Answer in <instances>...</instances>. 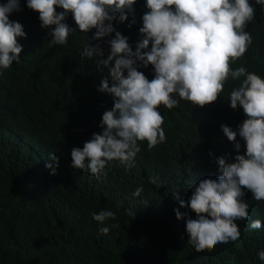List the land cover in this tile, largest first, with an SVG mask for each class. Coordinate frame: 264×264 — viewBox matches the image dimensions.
I'll return each mask as SVG.
<instances>
[{
    "label": "trees",
    "instance_id": "16d2710c",
    "mask_svg": "<svg viewBox=\"0 0 264 264\" xmlns=\"http://www.w3.org/2000/svg\"><path fill=\"white\" fill-rule=\"evenodd\" d=\"M249 2L256 11L245 30L253 42L248 55L232 66L246 60L243 65L252 68L264 50V11L255 0ZM140 16L135 12V23ZM21 19L26 38L20 60L0 78V120L5 118L18 131L25 149L19 160L0 151V264H264L258 257L264 251V232L245 234L243 220H237V241L196 252L188 243L186 220H178L174 211H187L196 219L180 206L174 189L187 201L200 180L218 178V157L234 162L235 142L227 139L221 125L238 132L247 118L242 107H230L229 93L238 84L228 81L208 108L186 100L172 109L159 106L166 118V141L150 150L146 141L139 142L134 167L126 170L112 161L100 176H93L70 166L69 149L83 148L107 103L98 91L107 69L82 55L85 43L95 46L96 41L75 30L66 44L50 46L51 28L41 27L38 12L26 6ZM122 32L127 33V26ZM32 55L38 60L21 70ZM138 71L151 80L149 67ZM108 100L113 107L109 93ZM236 139L239 154H244L245 141L239 135ZM50 152L59 157L56 175L45 167L54 164ZM140 185L144 190L136 197ZM261 202L256 209L264 218ZM102 210L113 211L115 218L103 225L94 221L92 213ZM104 226L110 228L107 234L99 231Z\"/></svg>",
    "mask_w": 264,
    "mask_h": 264
},
{
    "label": "clouds",
    "instance_id": "9594fccd",
    "mask_svg": "<svg viewBox=\"0 0 264 264\" xmlns=\"http://www.w3.org/2000/svg\"><path fill=\"white\" fill-rule=\"evenodd\" d=\"M255 4L264 11V0H255ZM26 6L39 13L42 28H51L50 46L66 44L75 30L91 34L96 44L85 43L82 55L107 69L98 85L107 103L83 148L69 149L70 166L75 170L98 177L112 161L131 169L141 151L139 142L146 141L150 150L166 141V118L159 106L172 109L179 100H186L208 108L217 102L228 81L238 84L229 93L230 107H242L247 118L238 132L221 125L227 139L235 142L234 162L218 157V178L200 180L187 201L180 199L179 188L174 189L180 206L194 212L196 219L187 211L183 215L174 211L178 220H186L188 243L196 252L237 241L241 235L237 220H243L245 234L254 237L264 232V218L256 209L264 201V50L252 68L243 65L246 60L231 65L248 55L253 42L245 30L256 11L249 0H0V78L20 60L26 38L21 16ZM135 12L141 14L136 23ZM101 44L106 45L104 50ZM32 56L25 59L21 70L30 60H38ZM144 67H149L151 80L138 71ZM108 93L113 96V107ZM237 135L245 141L244 154H239ZM1 150L15 154L18 160L25 151L18 131L3 117ZM48 158L54 164L45 167L56 175L59 157L50 152ZM150 182L156 183L154 179ZM143 190L140 185L133 195L139 197ZM114 218L110 210L92 213L101 225ZM99 231L107 234L110 228ZM258 257L264 261V251Z\"/></svg>",
    "mask_w": 264,
    "mask_h": 264
}]
</instances>
